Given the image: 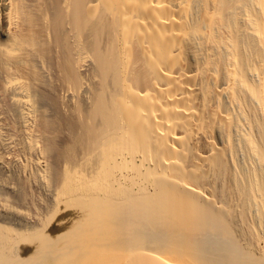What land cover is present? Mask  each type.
Returning a JSON list of instances; mask_svg holds the SVG:
<instances>
[{"label":"bare ground","instance_id":"bare-ground-1","mask_svg":"<svg viewBox=\"0 0 264 264\" xmlns=\"http://www.w3.org/2000/svg\"><path fill=\"white\" fill-rule=\"evenodd\" d=\"M0 107V264H264V0H0Z\"/></svg>","mask_w":264,"mask_h":264},{"label":"rangeland","instance_id":"rangeland-1","mask_svg":"<svg viewBox=\"0 0 264 264\" xmlns=\"http://www.w3.org/2000/svg\"><path fill=\"white\" fill-rule=\"evenodd\" d=\"M1 105H2V104H1ZM0 110H2L1 107H0ZM0 126L2 127V125H0ZM1 127H0V130H1ZM1 131H2V132H1ZM1 131H0V132H1L0 135L2 136V138L0 137V139L2 140L1 142H3L4 139H5V140H7V139L10 140L9 138H7L8 136L5 135V134H6V132H5V128L3 129V127H2V130H1ZM2 134H3L4 136H3ZM4 137H5V138H4ZM6 138H7V139H6ZM5 140H4V143H3V144L0 142V144L3 145V146H2V145L0 146V149L5 148L6 150L3 149L2 151H4V152L6 151L7 153L5 152V155H4V154L1 153V151H0V155L3 154L4 156H2V155H1V156L4 157V158H5L6 155H9V156L6 157L7 159L5 160V162H4V159L1 158V156H0V161L3 162V163H2V164H3V165H2L3 168L0 166V169L2 168V170L4 171V172H1L2 170H0V172H1V177H0V182H1V183H0V187H1V188H0V190L4 188L3 185L12 188V186H14L13 184H15L14 189L12 188L13 191L11 190L12 193H15V194H14L15 197L13 196L12 193H11V196L14 197L13 200L16 201L17 199H19V200L21 201V199L18 198V197L16 196V192H17V189H16V188L19 187V183L16 181V179L14 180L15 177H12V179H11L10 175H11V173H13V170H14V169H15V170H16V169L18 170V169L20 168L21 170H23V168L26 167V166H22V168H21V166H19V165H21V163H22V165H24V163H23L24 160L27 162L26 157H25V156H27V155H26L25 153H23L22 151H20L21 153L18 152V151H19L18 147H20V144H17V145H19L18 147H14V146H16V144L13 143L12 145H13L14 148L11 147V146H10V147H7V146H9L8 144H10V143H8V141H5ZM10 142H11V141H10ZM4 144L6 145V147L4 146ZM9 148H10V149H9ZM11 148H12V149H11ZM16 148H17L18 151L15 150ZM8 149H9L10 151H8ZM11 150H15L16 152L13 151V152H15V154H14ZM11 152H12L14 155H16V157H18V159H17V158L13 155V156L15 157V158H12V159H14V162H12V161H13L12 159H9V158H11V155H10ZM9 153H10V154H9ZM16 153H18L19 155L16 154ZM17 155H18V156H17ZM13 156H12V157H13ZM19 157H20V158H19ZM21 158H24V160L21 159ZM28 158H30V157L27 156V159H28ZM1 159H3V160H1ZM8 160H9V161L12 160V161H11L12 163L10 162V165H9V161H8ZM15 160H17V161H15ZM18 160H20V161H18ZM22 160H23V161H22ZM28 160H29V161H28V162H29V165H28V163H26V162H25V165L30 166L31 164H32V165L34 164L33 167H32V165H31V167H32L31 170H30V168L28 167V168H29V171H30L29 173H30L32 176H30V174H28V171H27L28 169H27V167H26V171H27V172L24 171L25 169H24L23 171H21V170L19 169L20 172H19V171L17 172V170H16V171L14 170L16 173L14 172L13 174H14V175H15V174H18V175H16V178H17L18 176H21V177H22L21 174H25V176L23 175V178L26 177L25 179H27V180L29 181V183H31L30 185H27V189H28V186H29V189H31V191L33 190L34 193H33V192H30L29 189H28L29 192L27 191V193H28L27 198H26L27 200H25V201L23 200V202H21V204H19V205H15V204H17L18 202L16 201L17 203H15V201H14V202H13V201H8V200H10L11 196H8V198H7L5 192H8V191H9L8 194H10L11 191H10V190H7V189L5 188L6 191L3 190V191H1V193H0V195L2 194V196H3V195L5 196L4 200L0 199V201H3V203L0 202V206L2 207V206H4V205L6 206V204H9V205L12 204L11 207H13V205L16 207V208H14V209H17L18 207H19L18 210L24 208V210L26 209V211L29 212V215H28V216H31L32 218H34V215H36V214H33V213H37V212L39 211V212H38V214H39V213H42V212H43V211H41L40 207H38V206H40V205H38V204H40V203H38V202H41V201H42L43 203L47 202V201L44 200V195H43V194H45V192L48 194V192H49V190H48L49 187H48L47 185H45V184L36 183V182H39V181H37V180L35 179V177H33V176H34V175L37 176V174H39L38 171H37V169L34 170V173L37 171L36 174H32V173H31V172H32V169H34L35 166H36V165H35V160H34V158H32V157H31L30 159H28ZM6 161H7V162H6ZM15 162H16L17 164H19V165H17ZM19 162H21V163H19ZM30 162H33V163L30 164ZM13 163H14V165H13ZM5 166H10V168H11L12 170L9 169V167H6L5 169H7V168H8V169L5 170V169H4ZM13 166H15L16 168H14ZM18 166H19V168H18ZM8 170H10V171H9L10 174H8V173H9ZM11 171H12V172H11ZM5 172H8V173H5ZM21 172H22V173H21ZM23 172H24V173H23ZM25 172H26V173H25ZM4 173L6 174V175H4V176H7V175H8L9 180L11 179L10 181H9V180H6V181H5V180H2V179L7 178V177L4 178V176H2ZM13 174H12V175H13ZM26 174H27V176H26ZM14 175H13V176H14ZM28 175H29V177H28ZM12 180H13V181H12ZM31 180H32V181L34 180V182H35L36 184L33 183V182H31ZM4 181H5V182H4ZM14 181H16V182H14ZM13 182H14V183H13ZM16 183H18V187H16V185H17ZM32 183H33V184H32ZM1 184H3V185L1 186ZM8 185H10V186H8ZM11 185H12V186H11ZM31 185H32V186H31ZM36 186H37V187H36ZM33 187H34V189H32ZM38 187H40V188H38ZM44 187H45V189H43ZM46 187H48V188H46ZM18 189H19V188H18ZM41 189H43V190L41 191ZM4 191H5V192H4ZM15 191H16V192H15ZM29 193H30V194H29ZM32 194H33V195H32ZM47 194L45 195V199H47V197H46ZM2 196H0V198H1ZM28 196L31 197V198H29ZM32 196H33V197H32ZM40 196H41V197H40ZM42 196H43V198H42ZM9 197H10V198H9ZM38 197L40 198L41 201L38 200V202H37ZM34 198H35V199H34ZM6 199H7V200H6ZM11 199H12V198H11ZM31 199H32V201H31ZM42 199H43V200H42ZM19 200H18V201H19ZM33 200H36V201L34 202ZM29 202H31V203L34 202V203L36 204V205L34 204V205H35L34 207L36 208V212H35V211L32 212L33 209H35L34 207H32V209H31V206L27 205V204H29ZM42 202H41V204H42ZM4 203H5V204H4ZM10 203H11V204H10ZM14 203H15V204H14ZM19 203H20V202H19ZM37 203H38V204H37ZM23 204H24L25 206L27 205V206H26L27 208L23 207V206H24ZM9 205H8V206H9ZM22 205H23V206H22ZM30 205H32V204H30ZM8 206H7V207H8ZM21 206H22V207H21ZM32 206H33V205H32ZM36 206H37L38 209H40V210H37V207H36ZM1 207H0V211H1V209H2ZM9 207H10V206H9ZM20 207H21V208H20ZM28 207H29V208H28ZM28 209H29V210H28ZM30 209H31L32 211H31ZM24 210H23V211H24ZM44 210H45V209H44ZM20 211H21V210H20ZM72 211H73V210H70V211H68V212H72ZM68 212H67V213H68ZM31 213H32V214H31ZM43 213H44V215L46 214L45 211H44ZM43 213H42V214H43ZM27 214H28V213H27ZM30 214H31V215H30ZM42 214H40V215H42ZM65 214H66V213H64V214H62V215H65ZM32 215H33V216H32ZM38 216H39V215H38ZM31 217H30V219H32ZM42 217H43V215H42ZM33 220H35V218H34ZM53 221H54V220L51 221V224L53 223ZM54 223H55V222H54ZM51 224H50V225H51ZM245 224H246V223H245ZM52 225H53V224H52ZM243 225H244V224H243ZM243 225H242V227L245 226L244 229H245V228L248 229V227H250V226H248V223L246 224L247 226H246V225L243 226ZM63 227H65V228H67V229H65V231H64L63 233H61V235L59 234L58 237L61 238L60 240H65V239L68 237V228H69V225H68V224H65V226H63ZM244 229H243V230H244ZM246 229H245L244 231H246ZM250 229H251V228H250ZM250 229H249V230H250ZM59 233H60V232H59ZM65 233H66V234H65ZM32 247L34 248V245H31V248H32ZM38 249H39L38 246H37L36 248H34L35 251H37ZM58 255H59V253H57L56 255H55V254H51V255L47 258V260H46V261H47V264H55V260H58V259H59ZM62 260H63V258L61 259V261H60L58 264H62V263H64V262H62Z\"/></svg>","mask_w":264,"mask_h":264}]
</instances>
